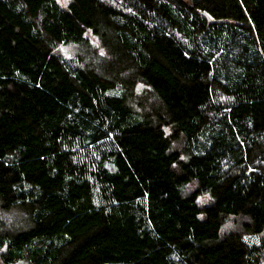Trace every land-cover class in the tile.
<instances>
[{
  "label": "trees",
  "instance_id": "obj_1",
  "mask_svg": "<svg viewBox=\"0 0 264 264\" xmlns=\"http://www.w3.org/2000/svg\"><path fill=\"white\" fill-rule=\"evenodd\" d=\"M0 210L2 264H264V0H0Z\"/></svg>",
  "mask_w": 264,
  "mask_h": 264
},
{
  "label": "rangeland",
  "instance_id": "obj_2",
  "mask_svg": "<svg viewBox=\"0 0 264 264\" xmlns=\"http://www.w3.org/2000/svg\"><path fill=\"white\" fill-rule=\"evenodd\" d=\"M63 1V0H62ZM60 52H62V53H64L66 56H73L74 54H75V52H76V47H74V46H70V47H63L61 50H60ZM0 218H4V219H6L8 222L11 220H15V221H17V216H14V217H12L11 215H10V213H8V212H6V213H4L2 210H0ZM237 226V222L232 218V219H230L228 222H227V224H226V226H225V230H231V229H233L234 227H236ZM0 264H2V263H0Z\"/></svg>",
  "mask_w": 264,
  "mask_h": 264
}]
</instances>
